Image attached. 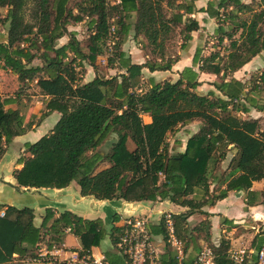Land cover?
<instances>
[{"label": "trees", "instance_id": "trees-1", "mask_svg": "<svg viewBox=\"0 0 264 264\" xmlns=\"http://www.w3.org/2000/svg\"><path fill=\"white\" fill-rule=\"evenodd\" d=\"M256 5L258 10L253 0H207L199 8L194 0H0V62L16 77L13 95L29 90L45 95V110L38 120L48 111L59 113L47 133L24 143V154L17 159L20 166L12 172L15 188H62L75 181L80 196L96 200H167L185 208L171 214L175 235L182 241L189 236L187 219L194 213L205 214L204 204L222 199L229 190L253 194L247 191L251 182L264 179V131L261 117H252L249 111L264 112V66L246 80L231 74L264 50V4ZM200 11L214 18L217 39L228 41L223 52L217 49L202 55L201 48H195L191 64L196 70L184 67L174 81L146 77L139 87L143 67L148 71L170 68L177 55L167 56V48L176 34L181 38L178 48H186L191 31L198 28L191 15ZM82 21L88 31L84 44L67 29ZM226 21L239 29L237 38L224 29ZM129 33L132 39L143 40L147 57L143 63H131L120 50ZM62 36L66 42L57 43ZM107 40L114 50L107 66L116 61L124 73L99 76L94 72L90 80L82 81L75 68L84 70L85 62L94 69ZM200 72L221 77L211 83L217 94L195 90ZM11 100L0 96V157L4 146L31 124H23L18 108H5ZM143 114L149 122L142 121ZM192 121L199 122L198 128L187 137L182 151H173L167 134ZM111 133L115 139L109 148L97 149ZM228 153L226 169L210 175L214 185L209 188V171ZM195 193L198 199L188 197ZM259 195L264 201V188ZM33 217L31 207H4L0 263L13 255L19 260L32 258L40 247H60L65 232L76 236L85 250L98 246L105 235L112 247L116 241V216L109 222L85 219L68 210L55 216L46 207L38 226ZM161 224L160 220L159 227L151 230L165 242ZM250 245L257 250L264 246V237L254 235ZM208 246L214 264H231L226 240ZM105 257L109 264L124 262L118 254ZM159 264H174L171 250H164Z\"/></svg>", "mask_w": 264, "mask_h": 264}, {"label": "crops", "instance_id": "crops-1", "mask_svg": "<svg viewBox=\"0 0 264 264\" xmlns=\"http://www.w3.org/2000/svg\"><path fill=\"white\" fill-rule=\"evenodd\" d=\"M194 4L195 6L197 4L195 0H194ZM204 6H205L204 3L203 4L201 3V5L197 6L196 8L204 7ZM191 16L197 21L198 28L196 30L191 31L190 40L188 41L189 45L187 44L186 48H184L186 50L179 49L176 52L177 59L174 62H172L170 68L167 70L148 71L147 68L143 67L141 72L142 74H145L147 78H152L155 82H160L162 80L174 81L179 77L178 73L184 67H192L193 70H196V66H192L191 64V56L195 48H198V47L201 48V46L199 45V41H200L199 32H204L203 26H206V28L207 26H211L214 30L216 23L213 17H209L205 12H202V11L195 12ZM195 16L197 17L195 18ZM130 34L131 33H129V35ZM129 35L126 37L127 39L125 38L123 42L120 44V50L124 53V57L128 58L131 63H143L147 57L141 52L139 48H137V45L139 44L135 45V43L132 41L133 39L131 38V35L130 36ZM66 40L67 39L63 41H59V44L65 43ZM202 51L203 50L201 49V52ZM1 66L2 64L0 62V96L10 97L12 99L10 103L5 105V108H12V109L18 108L19 113L23 117V123H24L25 117L27 116L31 117V116L36 115L37 113L40 114L42 111H44L45 110L44 103L47 98L45 95L33 94L30 92L22 93L18 97H15L13 95V92L2 95V90H4V88H8L7 85L9 83H11L9 84V87L11 86L15 89L17 85V80L14 74H12L8 69L2 68ZM263 66H264V50H261L257 55L253 56L248 62H246L238 70L232 72L231 76L236 79L242 80L240 79V77L242 76L247 77V74L250 71H252L253 69H256V70L261 69ZM117 73H124V69L118 68ZM208 75H213V74H208V73H203V72L198 73V81L201 82L205 78V76H208ZM92 77H93V74L88 79H85L83 81L90 80ZM7 79H9L11 82L6 81ZM199 86L200 85H198L197 87ZM34 98H37V99L41 98V102L39 101V107H35L33 105L34 100H35ZM35 101H36L35 103H38L37 100ZM41 109L42 111H39ZM249 114L252 117H264V112H261V111L251 110L249 111ZM36 117H38V115H36ZM58 117H59V113L57 111L55 110L48 111L45 114V116H43L42 119L37 120L34 124H32L31 128H27L25 132H23L22 134L18 136H14L11 139V141L8 142L4 146V152L2 156L0 157V204L3 205V207L0 208V211H3L6 205H13L16 207H22V206L31 207L33 210V215H34L33 224L35 226H38L40 224L42 213L46 207H50L51 210L54 212L55 216H57L62 210H68L71 213H74L75 215H78L85 219L99 218L105 222L111 221L113 217L116 216V221L114 222L116 224L120 216L144 213V209L149 211L151 208L150 206L147 207V209L146 207H143L145 202L151 203V205L158 203V202L159 204L162 202L171 203L167 200H163V201L141 200V201H132V202H127V201L120 200V199L96 200L92 196H80L79 188L75 181H71L68 185L62 188L19 187V189H16L15 188L16 184L12 176V172L14 169L20 166L17 163V159L21 155L24 154V146H23L24 143L33 142L38 139V138L36 139V137L39 136L38 134L35 133L36 128L39 127L46 118H51V122L48 123V126H47L48 128L46 132H44V134L47 133L52 128L54 123L57 121ZM142 117H143V120H142L143 122L146 123L150 121V118L147 114H143L141 118ZM198 126L199 124L195 126V128L189 127L190 128L189 131H185L186 133L185 132L182 133V135L185 136V139L184 141H181L179 143L180 144L179 151L183 150L185 140L187 139L188 136H190L193 132L196 131ZM185 128H186V125H185ZM33 133H35L36 135ZM176 142L177 141L170 142V147L172 146V144H176ZM229 147H231V145H229ZM7 152L11 154V156L9 155V157H7L6 156ZM222 162H224V160ZM104 165L105 164H101L99 165V167H102ZM226 166H227V163L224 169H222V171L226 169ZM263 188H264V179L255 180L251 182V186L247 190V191H251L253 194H247V192L243 190H229L227 191L226 196L223 197L222 199L215 200L212 204H207V203L204 204L201 207V210L205 212V214H202V215L206 216V220L204 219L205 222H203V226H205V228H207L208 230V233H207L208 236L206 240L207 243L208 242L216 243L220 239H224L228 242L227 249L230 247H247V248L253 249L250 246L240 245V243L239 244L236 243L235 240H237V238L233 236L234 235L233 233L235 232V229H238L240 227L242 228L244 226L243 223L248 222V221L251 222V221H262L263 220L262 223H264V201L261 200V197L259 195V192ZM13 191L22 196L26 195L27 198L31 202H29L28 204L24 202H20L19 205L11 204L12 202L10 198L14 196ZM193 195H198L199 197V194L197 193ZM86 198L89 200L90 207H87V205L83 202ZM206 198L207 197L204 196V199ZM172 204L180 208L179 212H182L185 210L184 207H181L174 203ZM93 205L96 208H93ZM162 211L169 212L171 214H176V213L169 211L168 209H160L159 214H158L159 216ZM197 214H200V213H197ZM157 217L158 216H155L154 219H156ZM248 218H251V219H248ZM105 225L107 228L109 224L105 223ZM152 228H157V225H154L152 223L149 225L150 232L154 235L157 234V233L152 232L151 230ZM70 238L77 240V243L74 245L67 246L66 240ZM159 238H161L160 234H159ZM60 247L66 248V249L78 248L80 247V244L76 236H74L73 234L69 232H65L63 236V241ZM40 248H43V247H40ZM99 248H100L99 245L96 247H91V249H93L94 251H100L103 254H105L104 250L106 249L100 250ZM184 248H186L185 245H184ZM198 250L199 248L198 249L195 248L193 252L189 253L185 249L186 251L185 261L190 262L195 256V254L198 252ZM250 256L251 255H249V258L247 259L246 264H254V261H252V257L250 258ZM0 264H55V261L54 260L53 261H30L27 259L19 260L17 259L15 255H13V258L11 260L0 263Z\"/></svg>", "mask_w": 264, "mask_h": 264}, {"label": "rangeland", "instance_id": "rangeland-1", "mask_svg": "<svg viewBox=\"0 0 264 264\" xmlns=\"http://www.w3.org/2000/svg\"><path fill=\"white\" fill-rule=\"evenodd\" d=\"M177 1H180V0H177ZM195 1L197 3L195 6V8H196L197 6L201 5V3L202 4L204 3V5H206L207 0H195ZM241 1L249 2L250 0H241ZM256 3L257 4L258 3L264 4V0H253V7H254V9L258 10L260 8V6L258 7L256 5ZM228 9L229 8H227V10ZM1 12L4 13L3 10ZM219 12L224 13V15L227 16L226 10L220 9ZM196 17L197 16H195V18ZM261 27H263V25ZM3 28L5 29V26ZM203 28H204V32H199L200 33L199 45L201 46V49L203 50L201 52V54L206 55L210 51L217 50V49H219V51H221V53H222L223 49L227 46L228 41L224 38L222 39V41H219L217 39L218 36L213 33V28L211 26H207V28H206V26H203ZM4 29L1 30V33L4 31ZM67 29L70 31H75L76 37L80 40V42L82 44L85 43L87 35H88V31L85 29V22L82 21V22H79V23H76L73 25H69L67 27ZM224 29L227 32L232 31L234 38L238 37L239 29L235 25L230 24L229 21H226V24H224ZM65 39H67V37L62 36L61 38H59L57 40V43H59V41L65 40ZM180 39H181L180 35L176 34L175 37L173 38L170 46L167 48V52H166L167 56H175L176 55V52L179 50L178 45L180 43ZM128 40H130V39H128ZM132 41L135 43V45L139 44V45H137V48H139L141 50V52L143 53V49H142L143 40L140 37H138L136 39H133ZM105 43H106L105 44L106 48L104 50V53L96 56V58H95L94 69L92 67H90L89 65H87L85 62H83V65L85 68L84 70H82L83 68L81 69L79 66L75 68V70L78 72L77 75H82V77L80 78L82 81L85 79H88L90 76H92V74L94 75V72L99 76H110V75L117 73L118 68H117V62L116 61H114L111 66H107V64H106L107 57L108 56L112 57V53L114 50H113L112 44L110 43L109 40H107ZM188 45H189V43H188ZM184 50H186V49H184ZM36 62L37 61L34 60V63H36ZM83 65H82V67H83ZM257 70L253 69L252 71H250L247 74V77L242 76V77H240V79L246 80L250 75H254ZM83 71H84V73H83ZM145 79H146L145 74H141V76L139 77V83H140L138 85L139 87H143V85L145 84ZM220 79H221V77L215 76V75L205 76V78L200 82V84H199L200 86L196 88V91L198 93H206V92L212 90L214 92V94H217V92H215L211 83L212 82H219ZM6 81L11 82L9 79H7ZM9 84H11V83H9ZM9 84L7 85L8 88H4V90H2V95L9 94V93H12L14 91L13 90L14 88L11 86L9 87ZM27 88H31V87L29 86ZM30 91L31 90H29V92ZM34 99L37 100L38 103H35L36 101L34 100L33 105L35 107H39V101L41 102V98H38V99L34 98ZM24 111H25V109H24ZM39 111H42V109ZM36 115H38V117H39L40 114L37 113ZM36 115L31 116V117L30 116L25 117L23 124L31 123L28 126V128H31V125L34 124L38 120V117H36ZM142 120H143V117H142ZM49 122H51V118H46L41 123V125L36 128L35 133L39 135V136L37 135L38 137H36V139L39 138L40 136H42V134H44V132H46ZM197 123L199 124V122L193 121V122H189V123L184 124V125L177 126L171 133L167 134L166 141H167L169 146H170V142L177 141L176 144H172V146H171L173 148V151H179V147H180L179 143L181 141H184V139H185V136H183L182 133L185 131H189V129H190L189 127L195 128V126L198 125ZM185 125H186V128H185ZM260 129L264 131V117H261ZM35 133H33V134H35ZM114 139H115V134L114 133L109 134L105 143L102 146H99L97 149H99L102 152L106 151L109 148L110 143ZM9 155L11 156V154H9L7 152L6 156L9 157ZM229 157H230V153L227 154V158L224 160V162H221L215 170L209 171V177H208L209 188H211L214 185V183H213L214 181H212L210 175H212V176L213 175H219L221 173L222 169H224ZM13 194H14V196L10 198V200L12 202L11 204L19 205L20 202H24L26 204L31 202L27 198L26 195L22 196V195L14 192V191H13ZM191 196L194 197L195 199H198V195L192 194ZM191 196H189V197H191ZM21 198H22V200H21ZM83 202L87 205V207H90L89 200L87 198ZM149 206L154 211L153 214L151 215V217L158 216L160 209H168L169 211H171L173 213H177L180 211V208L173 205L172 203H167V202H162L160 204L158 202V203H155L153 205H151V203L145 202L143 205V207H146V209ZM93 208H96V207L93 205ZM144 213L147 214L148 211L144 209ZM204 219L206 220L205 215H202V214L200 215L197 213L193 214L191 217H189L187 219L186 225H187V229L189 232V236H191L193 238L192 240H189V236L185 237V239L188 240V244H187L185 249L189 253L193 252V250L195 248L200 249L203 246H208V243L206 241L207 236H208L207 235L208 230L202 224V222H205ZM248 219H251V218H248ZM262 221H251V222L248 221V222L243 223L244 226L242 228L240 227L238 229H235V232L233 233L234 234L233 236L235 238H237V240H235V242L238 244L240 243V245H245V246L251 247L250 241L254 235L264 237V223H262ZM199 225L203 226L200 230L196 229ZM185 239L182 241L183 243L185 242ZM76 243H77V240H74L72 238L66 240L67 246L74 245ZM99 246H100V248H99L100 250L106 249V250H104L105 255H108L112 258H116L117 253H116L115 249L112 247V244L109 240L108 235H105V237H103V239L100 240ZM156 246H158L160 251L162 250V252L164 251V249L172 250L171 246L166 241L164 242L163 240L159 244H156Z\"/></svg>", "mask_w": 264, "mask_h": 264}, {"label": "built area", "instance_id": "built-area-1", "mask_svg": "<svg viewBox=\"0 0 264 264\" xmlns=\"http://www.w3.org/2000/svg\"><path fill=\"white\" fill-rule=\"evenodd\" d=\"M147 214H130L120 216L117 227L116 241L113 245L116 253L124 260L123 264H159L162 251L156 244L163 238L159 233L152 234L149 225L152 223L159 227L160 220L165 234V241L171 246L174 264H214L213 253L208 246L201 247L190 262H186V251L183 242L175 235L171 213L161 212L156 219L151 217L153 210ZM3 211H0V217ZM65 231H68L66 228ZM161 236V235H160ZM253 255L254 264H264V246L257 250L247 247H230L226 250V257L231 264H246L249 255ZM30 261H55V264H109L105 254L93 249L78 248H40L36 256L27 258Z\"/></svg>", "mask_w": 264, "mask_h": 264}]
</instances>
